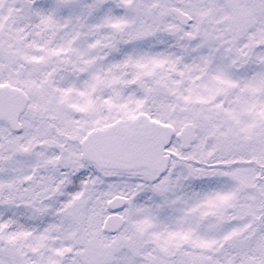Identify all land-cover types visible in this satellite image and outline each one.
<instances>
[{
    "label": "snow or ice",
    "instance_id": "6c2138e0",
    "mask_svg": "<svg viewBox=\"0 0 264 264\" xmlns=\"http://www.w3.org/2000/svg\"><path fill=\"white\" fill-rule=\"evenodd\" d=\"M0 264H264V0H0Z\"/></svg>",
    "mask_w": 264,
    "mask_h": 264
}]
</instances>
